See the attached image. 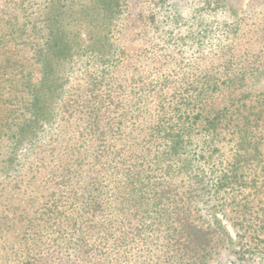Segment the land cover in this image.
Masks as SVG:
<instances>
[{"label":"trees","instance_id":"16d2710c","mask_svg":"<svg viewBox=\"0 0 264 264\" xmlns=\"http://www.w3.org/2000/svg\"><path fill=\"white\" fill-rule=\"evenodd\" d=\"M97 4L109 24L122 17L123 0H97ZM108 25H101L100 35L82 46L65 40L60 28H50L36 51L40 78L37 88L30 90L32 113L21 124L17 140L12 139L16 156L9 168L17 178L22 175L19 192H28V197L23 207L10 200L3 211L9 214L16 207L24 221L16 263L211 264L218 253L228 250L226 227L214 213L209 223L201 217H194V224L188 215L179 217L178 195L168 186L174 166L163 160L179 155L182 148V136L175 131L191 130L202 118L211 136L223 132L238 136L229 169L221 172L217 188L232 184L240 179L237 166L251 155V140L260 136L264 103L258 101L243 112L212 108L205 100L212 99L217 82L204 81L196 91L176 88L170 101L164 93L165 80L136 79L124 68ZM75 58L83 59L85 94L75 95L72 88L68 100L57 105L63 89L73 82L63 75L54 79V63L61 66ZM226 82L233 90L245 86L243 76L227 77ZM134 83L137 91L130 88ZM45 90L53 93L57 108L37 121V112L44 110ZM192 109L194 121H181V115ZM39 122L46 124L50 136L49 141L44 138L43 148L32 133V124ZM235 208L245 207L239 202Z\"/></svg>","mask_w":264,"mask_h":264},{"label":"rangeland","instance_id":"374dc122","mask_svg":"<svg viewBox=\"0 0 264 264\" xmlns=\"http://www.w3.org/2000/svg\"><path fill=\"white\" fill-rule=\"evenodd\" d=\"M123 2L122 17L109 24L97 0H0V264H17L21 255L19 229L24 221L20 210L14 207L9 214L3 212L10 200L23 207L28 197V192H19L22 175L10 174V162L16 156L12 139L17 140L21 124L32 113L30 90L40 78L36 51L50 28H60L65 40L82 46L100 35L101 25L109 24L111 41L122 52L124 68L136 79L165 80L164 93L170 101L176 88L179 92L187 88L196 91L204 81L217 82L212 99L205 100L212 108L243 112L258 101L264 103V0ZM82 61L75 58L61 66L54 63V79L63 75L73 82L63 89L62 102L57 105L68 100L72 88L75 95L85 94ZM235 76L244 77L243 88L233 90L226 82L227 77ZM130 88L137 91L138 85ZM52 94L46 90L41 93L44 110L37 112L35 120L57 108ZM242 95L246 97L240 98ZM194 113L192 109L181 115V121H194ZM202 121L197 119L191 130H176L174 134L182 136L179 155L163 160L174 166L168 186L178 195L176 202L180 201L182 209L178 215H188L194 224V217L209 223L214 213L226 227L228 250L218 253L211 264H264V125L260 136L251 140V155L244 165L237 166L240 179L217 188L221 172L229 169L228 159L233 157L238 136L232 132L211 136ZM41 124L33 123L32 133L40 138L43 148L50 136L46 124ZM187 156L190 162L184 161ZM239 202L244 210L235 208ZM167 204L173 205L169 200ZM169 209L166 207L167 217ZM27 214L31 216L30 211ZM241 252L242 257L238 255Z\"/></svg>","mask_w":264,"mask_h":264}]
</instances>
